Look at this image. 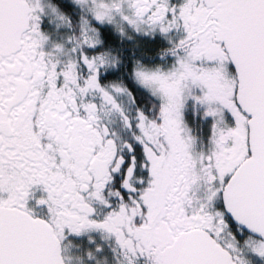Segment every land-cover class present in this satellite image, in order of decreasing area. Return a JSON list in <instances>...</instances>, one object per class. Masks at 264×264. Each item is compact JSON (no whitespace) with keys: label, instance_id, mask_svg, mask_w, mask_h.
Segmentation results:
<instances>
[{"label":"snow or ice","instance_id":"obj_1","mask_svg":"<svg viewBox=\"0 0 264 264\" xmlns=\"http://www.w3.org/2000/svg\"><path fill=\"white\" fill-rule=\"evenodd\" d=\"M0 264H264V0H0Z\"/></svg>","mask_w":264,"mask_h":264}]
</instances>
